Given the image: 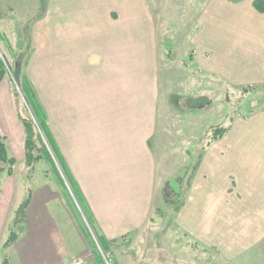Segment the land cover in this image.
Returning a JSON list of instances; mask_svg holds the SVG:
<instances>
[{
    "label": "crops",
    "instance_id": "0c3cea01",
    "mask_svg": "<svg viewBox=\"0 0 264 264\" xmlns=\"http://www.w3.org/2000/svg\"><path fill=\"white\" fill-rule=\"evenodd\" d=\"M254 1L204 0L193 16L187 6L176 35L166 39L147 0H0L1 36L10 41L14 33L4 27L21 26L36 48L26 78L114 264H177L172 256L158 261L157 251L165 246L171 255L179 234L227 259L264 241V103L231 119L221 138L204 146L176 216H168L161 194L172 176L151 147L159 122L161 40L190 55L201 78L191 87L206 81L216 89L220 76L234 87L264 88V10ZM143 58L156 63L143 67ZM20 106L5 75L0 137L15 163L11 175L0 171L8 177L1 193H12L6 207L0 201V264H67L76 256L103 264L98 241L84 231L64 180L45 159L29 178L22 230L4 246L8 212L13 216L18 207L11 208L17 189L9 187L19 184L16 166L26 168Z\"/></svg>",
    "mask_w": 264,
    "mask_h": 264
},
{
    "label": "rangeland",
    "instance_id": "374dc122",
    "mask_svg": "<svg viewBox=\"0 0 264 264\" xmlns=\"http://www.w3.org/2000/svg\"><path fill=\"white\" fill-rule=\"evenodd\" d=\"M203 1L147 0V3L153 8L155 26L157 22L160 35L167 39L172 34L176 35L175 31H173L177 28L175 25L180 24V22L183 23L184 20L182 19L186 18L187 11L191 14L190 16H193L197 12V7L203 4ZM187 6H189L188 10ZM175 19L179 21L177 22ZM8 26L4 28L10 29L14 35L10 36V41H5L0 34V57L4 56L10 68L6 75L11 80L16 100L21 104L20 113L31 118L30 109L26 105L16 83L21 81V77L24 76L26 78L25 68L36 48L33 42L28 40V36L22 33L24 29L21 26L14 24ZM165 42L166 40L163 39L159 43V122L157 131L151 141V147L157 162L165 166L168 174L172 176L169 180L164 181L162 185V189L164 186L167 187V200L163 198L164 192H162V189L161 194L167 207L168 216H176L184 204L185 195L196 170L201 150L204 146L211 145L216 141L212 138L214 129L221 127L228 130L231 119L236 116L243 117L260 108L264 103V88L254 86L234 87L229 81L220 76H217L216 89H213V82L206 81L200 82L199 88L197 86L191 87L190 85L195 81L193 78L199 77V75H197L198 70L189 64L190 55L186 56L180 52V47L178 51L174 50L172 46L167 48ZM41 44L42 46L44 45V43ZM148 61L153 64L156 63L155 58H150V60L143 58V67L144 65L148 66ZM149 68L144 70L149 71ZM12 76L15 80L12 79ZM26 80L28 81L27 78ZM196 85H199V82ZM200 94H204V97H200ZM190 96L195 97V99H203V106L200 109H190L187 104ZM210 102V105H206ZM39 130L38 133L43 143L42 145L47 148L51 157V162H48L51 163L53 170L64 180L66 193L74 210L80 217L84 231L93 240L97 241L92 225L79 207L69 184L62 174L60 166L51 153L41 130ZM4 169H6V166H4ZM22 169V163L16 166L14 183L17 180L19 184L9 187L10 189H17L16 195L11 200V208L18 206L28 196V188H33L29 181L33 170L28 172V170ZM34 173L37 178L41 176L42 172L39 164H36ZM37 178H35V182H37ZM7 180L8 177L5 173L0 172V187L6 184ZM11 194L10 192L1 193L0 190V201H3L5 207L8 205ZM157 212L161 214L162 211L158 209ZM8 214L10 215V212ZM9 215L5 224V229L8 230L7 233L5 232V239L11 231L19 234L22 230L21 223L13 225V216L12 214ZM176 239L179 242L176 240L177 244L169 252L171 255L167 254L165 246L159 247L157 251L158 261L169 259L172 256L171 258L177 264H264V241L262 240L253 243L249 248L235 250L232 253L235 258L227 259L217 248H208L198 244L197 241L188 237V235L179 234ZM102 252L107 254L105 251ZM100 256L103 264H106L103 255L100 254ZM108 260H110L108 264H114L110 255ZM85 261L89 264L86 258Z\"/></svg>",
    "mask_w": 264,
    "mask_h": 264
},
{
    "label": "trees",
    "instance_id": "16d2710c",
    "mask_svg": "<svg viewBox=\"0 0 264 264\" xmlns=\"http://www.w3.org/2000/svg\"><path fill=\"white\" fill-rule=\"evenodd\" d=\"M253 6L258 11H263L264 1L256 0L253 2ZM7 71H10V68L7 62L5 61L4 56L2 55L0 57V81L6 75ZM12 79L15 80L13 76H12ZM20 80H21L20 82L16 83L17 87L22 93L24 101L26 105L28 106V108L30 109V113L32 115L31 117L32 119H31L27 116H23L20 112L18 114L19 120L21 121L23 130L25 133V157H24L25 167H26L25 169L28 170V172L32 171L34 169L35 163L41 159H45L46 161L51 162V157H50V154L47 148L44 145H42L43 143L41 142V138L38 133V130L40 129L49 146L51 153L53 154L58 165L60 166L62 174L64 175L66 182L69 184L79 207L81 208L82 212L86 215L88 222L91 224L90 217L83 203V199L81 197L80 191L76 183H74L71 176L69 175L68 170L66 169V166L62 158L60 157V155L58 154V152L56 151L54 147L53 139L48 129L45 112L43 108L40 106L37 100L36 94L32 86L26 80V78L23 76L21 77ZM202 101L204 100L201 98L190 100L189 108L200 109V107L203 106L202 104H204ZM225 131H226L225 128L224 129L221 127L218 129L215 128L212 133V138L214 140L221 138V136L223 135ZM14 163H15L14 159L9 157L6 152L3 138L0 137V164H1L0 171H5L8 175H11L13 173L12 167ZM4 166H6V169H4ZM166 189H167L166 186H164L162 189V192H164L163 193L164 200H167ZM27 190H28V196L18 205V207L14 211L13 220H12L13 225L18 224V223L22 224L23 222L24 212L29 202V195L31 192V188H28ZM16 237H17V234L11 231L9 236L4 242V246H7L9 243L14 241ZM96 239L99 243V246L101 247V250L104 251L105 249L104 242L97 235H96ZM2 264H6V261H3Z\"/></svg>",
    "mask_w": 264,
    "mask_h": 264
},
{
    "label": "built area",
    "instance_id": "2783aa9c",
    "mask_svg": "<svg viewBox=\"0 0 264 264\" xmlns=\"http://www.w3.org/2000/svg\"><path fill=\"white\" fill-rule=\"evenodd\" d=\"M98 248H99V247H98ZM99 251H100L101 255H103V258L105 259L106 264H108V262L110 261V260H108L109 255H108V254H104V253L101 251L100 248H99ZM67 264H86V261H85V259H84L82 256H76V257L71 258V259L68 261Z\"/></svg>",
    "mask_w": 264,
    "mask_h": 264
}]
</instances>
